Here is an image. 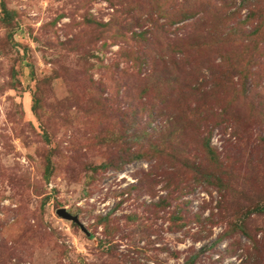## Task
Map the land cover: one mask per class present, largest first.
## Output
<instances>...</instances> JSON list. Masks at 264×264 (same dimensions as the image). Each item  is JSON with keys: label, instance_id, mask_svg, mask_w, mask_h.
Returning <instances> with one entry per match:
<instances>
[{"label": "rangeland", "instance_id": "1", "mask_svg": "<svg viewBox=\"0 0 264 264\" xmlns=\"http://www.w3.org/2000/svg\"><path fill=\"white\" fill-rule=\"evenodd\" d=\"M262 206L264 0H0V264H264Z\"/></svg>", "mask_w": 264, "mask_h": 264}, {"label": "trees", "instance_id": "2", "mask_svg": "<svg viewBox=\"0 0 264 264\" xmlns=\"http://www.w3.org/2000/svg\"><path fill=\"white\" fill-rule=\"evenodd\" d=\"M215 86H216V84H215ZM204 148H205V151H206V153L208 155V158L210 160H215L216 157H217V154L215 153V149L211 146L209 136L208 137H205V139H204ZM261 208L263 209L264 206H262Z\"/></svg>", "mask_w": 264, "mask_h": 264}, {"label": "water", "instance_id": "3", "mask_svg": "<svg viewBox=\"0 0 264 264\" xmlns=\"http://www.w3.org/2000/svg\"><path fill=\"white\" fill-rule=\"evenodd\" d=\"M56 212L63 218L71 219L74 222H79L77 216L70 214L65 208H58Z\"/></svg>", "mask_w": 264, "mask_h": 264}]
</instances>
